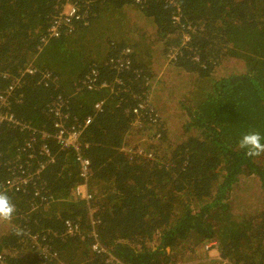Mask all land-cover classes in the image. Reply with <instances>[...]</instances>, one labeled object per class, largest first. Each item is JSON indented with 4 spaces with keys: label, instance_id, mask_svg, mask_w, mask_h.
<instances>
[{
    "label": "trees",
    "instance_id": "trees-1",
    "mask_svg": "<svg viewBox=\"0 0 264 264\" xmlns=\"http://www.w3.org/2000/svg\"><path fill=\"white\" fill-rule=\"evenodd\" d=\"M0 95L17 206L0 264H264V154L238 147L264 136V0H0ZM59 109L66 130L92 120L78 151L55 143ZM212 244L217 259L195 257Z\"/></svg>",
    "mask_w": 264,
    "mask_h": 264
},
{
    "label": "built area",
    "instance_id": "built-area-1",
    "mask_svg": "<svg viewBox=\"0 0 264 264\" xmlns=\"http://www.w3.org/2000/svg\"><path fill=\"white\" fill-rule=\"evenodd\" d=\"M77 16V9L76 7L72 4V3H68V5L63 9L62 14L55 18L54 22H53V26L50 29V35L52 37H58L59 36V27L61 26V24H66L72 20H74ZM177 54V50H172L169 55H168V62H171L172 60H174L175 56ZM122 66V65H121ZM25 74H32L31 70H27L24 72ZM88 89H92V84H93V80H88L86 82L83 83ZM14 89L13 87H10L8 90V93L12 92ZM8 106V98L6 95H0V112L2 111L3 108H6ZM102 106V104H97L96 105V109H100V107ZM141 108H143L144 106L140 105ZM56 120H57V124L55 125V128L58 129V133L55 136V143L58 147H60L62 150L63 149H67V150H76L78 151V147L80 144V138L83 134L84 129L89 126L92 122V120L90 118H88L85 121V124L83 126H78L76 128H71L70 130H66L63 127V116L60 115H56ZM11 121L10 119L7 118V116H1L0 114V121ZM138 123L135 122L133 124V127H137ZM41 155L51 159L53 158L51 155L50 150L47 148V146H44L41 150ZM77 158V165L79 168V174H80V184L74 189L73 192V200L80 204V203H84V204H88L89 201L91 200V195L88 191V180H89V173H88V168L90 166V161L83 157L81 154H78L76 156ZM25 181H23L22 179H12L7 183V186L9 189H17L18 187H20L22 184H24ZM7 188V187H6ZM7 188V189H8ZM67 234L68 235H75L77 232V227L73 226L70 223H67ZM213 248V246H207L205 249L206 251L209 253L210 257H213L212 259H217L218 258V254L217 252H214L213 250H211ZM95 250L97 249L96 247L94 248ZM2 262V258L0 257V263ZM115 264H119L117 261H114Z\"/></svg>",
    "mask_w": 264,
    "mask_h": 264
},
{
    "label": "clouds",
    "instance_id": "clouds-1",
    "mask_svg": "<svg viewBox=\"0 0 264 264\" xmlns=\"http://www.w3.org/2000/svg\"><path fill=\"white\" fill-rule=\"evenodd\" d=\"M238 147L248 158H256L264 154V136L259 131H251L242 135ZM17 215V206L6 190H0V225L11 224ZM23 230L13 235H21Z\"/></svg>",
    "mask_w": 264,
    "mask_h": 264
},
{
    "label": "rangeland",
    "instance_id": "rangeland-1",
    "mask_svg": "<svg viewBox=\"0 0 264 264\" xmlns=\"http://www.w3.org/2000/svg\"><path fill=\"white\" fill-rule=\"evenodd\" d=\"M246 104H247V108L250 111L254 112L256 114V116H257V114H260L259 108H257L254 104H251L249 102H246ZM193 244H194V242L187 243L186 246L181 249V251H187V250L192 249L193 248ZM214 245L215 244H212V245H209V246H211V247L213 246V248L211 250H213L214 252H217V254H218V251H217V246L218 245H215V246ZM205 248L202 249L201 246L199 248H197L196 249V252H195V257H197V258H203L205 256H207V257L209 256L208 258L209 259L210 258L212 259L213 257H210L209 253L206 251Z\"/></svg>",
    "mask_w": 264,
    "mask_h": 264
},
{
    "label": "bare ground",
    "instance_id": "bare-ground-1",
    "mask_svg": "<svg viewBox=\"0 0 264 264\" xmlns=\"http://www.w3.org/2000/svg\"><path fill=\"white\" fill-rule=\"evenodd\" d=\"M55 114L58 115V116L62 115L61 109H59L58 111H56ZM90 166H91V164H90ZM90 166L88 168V173L90 172Z\"/></svg>",
    "mask_w": 264,
    "mask_h": 264
}]
</instances>
